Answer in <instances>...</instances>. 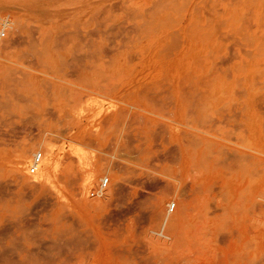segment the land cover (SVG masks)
I'll return each mask as SVG.
<instances>
[{"label":"rangeland","instance_id":"374dc122","mask_svg":"<svg viewBox=\"0 0 264 264\" xmlns=\"http://www.w3.org/2000/svg\"><path fill=\"white\" fill-rule=\"evenodd\" d=\"M0 264H264V0H0Z\"/></svg>","mask_w":264,"mask_h":264},{"label":"built area","instance_id":"2783aa9c","mask_svg":"<svg viewBox=\"0 0 264 264\" xmlns=\"http://www.w3.org/2000/svg\"><path fill=\"white\" fill-rule=\"evenodd\" d=\"M41 153H37L33 156L32 159V166L29 169L30 174H34L37 171V166L39 165L41 161ZM108 185V178L103 177L99 180L97 187L90 189L89 191V197L91 198H101L104 196V193L106 191ZM174 209V204L169 208V211L172 212Z\"/></svg>","mask_w":264,"mask_h":264},{"label":"bare ground","instance_id":"6f19581e","mask_svg":"<svg viewBox=\"0 0 264 264\" xmlns=\"http://www.w3.org/2000/svg\"><path fill=\"white\" fill-rule=\"evenodd\" d=\"M3 24H4V23H3ZM49 153H50V158H49V161L45 164V167L49 166V165L51 164L52 160H53V155H52V151H51V149H49ZM26 163H27V157H26V155H24V153H23V155L21 156L20 165L18 166V168L22 169L23 166H27V165H25ZM39 164H40V163H39ZM31 166H32V165H31ZM38 166H39V165H38ZM38 166H37V168H38Z\"/></svg>","mask_w":264,"mask_h":264}]
</instances>
